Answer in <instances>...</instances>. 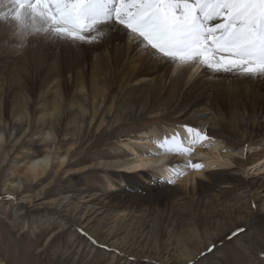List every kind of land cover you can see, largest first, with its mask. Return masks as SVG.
Masks as SVG:
<instances>
[{"label":"bare ground","instance_id":"6f19581e","mask_svg":"<svg viewBox=\"0 0 264 264\" xmlns=\"http://www.w3.org/2000/svg\"><path fill=\"white\" fill-rule=\"evenodd\" d=\"M111 36L116 41L115 55L114 58L108 57L105 47L95 55L99 60H104L103 65L106 69L91 75V80L94 81L91 96L94 102L97 101L98 96L108 98L111 101V110L116 109L117 102L119 107L121 102L125 103L124 109L118 108V120L123 121L143 111H154L153 114L158 116L175 110L181 116H186L193 109L205 108L217 113L221 109L223 100L235 104L237 94L231 90L227 93L221 86L222 83L228 84L229 79L225 77L208 79L205 75L206 70L202 68L193 72L191 68L173 69L167 65L147 62L145 57L138 54L136 46L128 43L120 32L114 31ZM52 77L50 80L53 79ZM110 80L113 82L112 86L103 89L102 87ZM215 85L219 87L215 88ZM81 87L84 88L83 81ZM55 94H58V90ZM82 100L88 99L82 98ZM64 103V101L55 102L54 107H60L59 109L62 110ZM79 104L70 103L69 122H79L81 129L84 130L87 127L85 119L90 112L80 108ZM93 108L96 109V103ZM81 113L83 117H79ZM37 114L40 122L37 130L40 131V135L44 134L42 143L49 150V137H56L58 132L63 131L65 128L63 122L67 119V115L64 114L65 119H63L56 110L50 113H44L42 110ZM216 119L200 117L204 125L213 127L217 126ZM14 127L16 130L21 129L15 125ZM174 129L171 128L164 133L153 130L136 140L131 139L130 143L123 144V157H119L114 162L99 159L88 162L77 172L115 168L118 174L125 176L129 193L123 197L112 196L98 203L94 202L98 199L96 193H85L79 198L68 194L45 201L37 205L39 207L37 210H42L39 215L42 222L39 224L40 227H36L35 232L45 226H51L58 219L60 229L67 230L70 238L79 241V245L83 246L82 241L87 239L79 232V229H83L101 244L108 246L103 250V247L90 242L92 245L90 258L100 256L105 251L103 254L108 255V264L118 259H121L120 264H130L134 260L140 264H204L202 256L205 253L216 256L219 244L233 247L237 252L239 264H264V222L257 219V211L264 217V189L259 192L243 179L235 178L224 171L217 175H206L200 170L187 173L176 179L179 186L174 190L164 187L166 180L156 181L161 178L160 175L164 179L169 177L170 174L165 170L168 165L182 163L187 158L167 155L145 157V153L154 148L153 144L148 143L149 140L166 133L170 135ZM180 133L181 136H186L183 129H180ZM249 149L253 153L251 158L253 163L264 161V148L262 151L258 147ZM71 152L72 149L68 150L63 157L49 152L46 157L31 162L15 182L7 181L5 194L15 198L25 186H32L36 181L43 179L46 172L54 166L57 168L55 176L63 171L70 173L72 169L69 166L74 165L69 163ZM127 154L130 155L127 157ZM130 156L132 158H129ZM192 157L199 159L200 163L203 162L206 169L215 166L229 167L233 164L242 168L245 165L235 153L229 152L225 144L218 143L212 137L203 145L196 147ZM258 165L254 170L255 174L252 175L260 174L261 168L260 164ZM150 168H154L155 173H148ZM199 176L207 179L204 181L206 185L198 182ZM108 183L112 194L121 190V186L116 182L109 179ZM148 183H151L153 189L145 188ZM205 187L208 190L201 191ZM144 189L152 190L151 197L144 196L141 200L138 196L134 197L133 191L138 193ZM221 189L223 192H219ZM160 194L161 197H166L164 207L139 208L140 202L143 201H162ZM128 203L131 205L130 208H126ZM20 221L27 219L22 212L16 211L11 223ZM240 226L246 229L243 233L233 239L226 238L233 229ZM23 227L31 228L27 222ZM213 243L216 244L214 250L206 251ZM64 251L65 248L59 249L61 264H85L77 258L72 260L70 254ZM0 264L5 263L0 259Z\"/></svg>","mask_w":264,"mask_h":264},{"label":"rangeland","instance_id":"374dc122","mask_svg":"<svg viewBox=\"0 0 264 264\" xmlns=\"http://www.w3.org/2000/svg\"><path fill=\"white\" fill-rule=\"evenodd\" d=\"M17 42L11 37V29L0 23V259L5 264H61L60 248H65L64 252L70 254L72 260L77 258L85 264H108V255L103 254L105 251L100 256L90 258L92 253L90 241L86 239L82 241L83 246H80L79 241L70 238L67 230L60 229L58 219L51 226H45L35 232L36 227H40L39 224L42 222L39 218L42 210H37L39 208L37 205L68 194L79 198L85 193H96L98 199L94 201L95 203L104 202L112 196L123 197L129 193L125 176L118 174L115 168L93 169L83 173L77 171L90 161L98 159L116 161L123 157V144L130 143L131 139L136 140L153 130L164 133L176 128L177 125L204 129L209 137L225 144L229 152L235 153L245 165L242 168L233 164L229 167L215 166L206 169L203 164L200 171H204L206 175H217L224 171L235 178L243 179L259 192L264 189V161L253 163L251 159L253 153L249 149L258 147L262 151L264 148V80L230 75L218 76L229 79L228 84L222 83L221 86L227 93L230 90L235 92L237 98L235 104L223 100L217 113L205 108L193 109L186 116H181L175 110L158 116L153 114L154 111H143L121 121L118 120V108L124 109L125 103L121 102L119 107L117 102L116 109L111 110V101L108 98L98 96L94 102L91 96V88L94 85L91 75L106 69L103 65L104 60H99L95 55L105 47L107 56L114 58L117 46L113 36L110 35L93 45H53L42 38H30L26 47L18 49L14 47ZM82 81L84 88L81 87ZM112 84L110 80L102 88H110ZM216 87L219 86L215 85ZM57 90L61 95L59 97L55 94ZM59 101L65 102L62 110L60 107H54L55 102ZM72 102L80 103L78 105L80 108L90 112L85 119L87 127L84 130L81 129L79 122H69L71 110L69 105ZM94 103L96 109L93 108ZM42 110L44 113L56 110L63 119L64 114L67 115L63 122L65 126L63 131L58 132L56 137H49V150L42 143L44 134L40 135V131L37 130V126H40L37 113ZM80 116L83 117V114ZM201 116L217 118V126L204 125L200 121ZM14 125L21 129L16 130ZM70 149L72 152L69 163H74L69 166L72 169L70 173L63 171L55 176L57 168L54 166L46 172L43 179L36 181L32 186H25L16 194L14 200L8 199L11 196L4 192L7 181L15 182L27 165L46 157L49 152L63 157ZM129 155L127 154V157ZM187 159H191L193 163H200L199 159L192 156L187 157L185 161ZM258 164L261 168L260 174L252 175L255 174L254 170L258 168ZM155 171L154 168H150L148 173L152 174ZM194 171L197 170L187 169L188 174ZM159 177L161 178L156 181L167 180L161 175ZM109 179L120 185L121 190L112 194L109 191ZM204 181L207 179L199 176L198 182L206 185ZM178 186L176 180L174 184L165 183L164 187L174 190L178 189ZM145 188L153 189L151 183L146 184ZM148 189L138 193L133 191L134 197L138 196L140 200L144 196L151 197L152 190ZM206 190L207 187L201 191ZM219 192H223L222 189ZM159 197L162 201H143L140 202L139 208L164 207L166 197H161V194ZM130 206L128 203L126 208ZM17 208L21 211L16 210ZM16 211L22 212L27 221L11 223ZM257 215V219L264 222L261 212L257 211ZM26 222L31 228L24 229L23 225ZM216 252H218L216 256L205 253L202 262L239 264L237 252L233 247L219 244ZM120 260L112 264H120ZM130 264L140 262L134 260Z\"/></svg>","mask_w":264,"mask_h":264},{"label":"snow or ice","instance_id":"6c2138e0","mask_svg":"<svg viewBox=\"0 0 264 264\" xmlns=\"http://www.w3.org/2000/svg\"><path fill=\"white\" fill-rule=\"evenodd\" d=\"M0 23L11 29L18 49L30 38L93 45L118 31L147 62L193 72L202 68L208 79L264 80V0H0ZM210 139L204 129L177 125L170 135L149 140L154 148L145 157L190 158ZM189 168L201 170L203 164L187 159L168 165L166 183L174 184ZM245 230L237 227L226 238ZM79 232L92 244L108 247L83 229ZM215 247L213 243L206 251Z\"/></svg>","mask_w":264,"mask_h":264}]
</instances>
